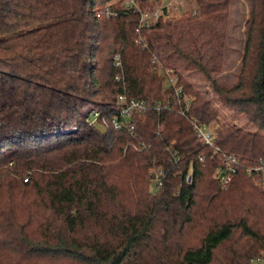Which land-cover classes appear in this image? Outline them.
Here are the masks:
<instances>
[{"label":"trees","instance_id":"obj_1","mask_svg":"<svg viewBox=\"0 0 264 264\" xmlns=\"http://www.w3.org/2000/svg\"><path fill=\"white\" fill-rule=\"evenodd\" d=\"M110 1L0 0V264H252L264 252V171L248 169L264 162V135L225 121L182 75L210 76L202 48L219 33L197 25L231 0H191L194 16L139 32L137 11L99 14ZM249 2L239 81L212 83L224 106L264 129V0ZM157 52L193 99L189 118L217 126L221 153L176 112ZM120 71L135 83L124 88ZM123 92L172 107L120 117L133 133L116 129ZM90 107L105 124L91 122ZM226 154L242 161L223 188L214 174ZM154 166L165 170L159 187Z\"/></svg>","mask_w":264,"mask_h":264},{"label":"rangeland","instance_id":"obj_2","mask_svg":"<svg viewBox=\"0 0 264 264\" xmlns=\"http://www.w3.org/2000/svg\"><path fill=\"white\" fill-rule=\"evenodd\" d=\"M168 2L172 3L170 13L171 16L166 20L168 22L174 23L176 21L190 18L192 15L194 16L198 13L195 8V3L191 0H140L142 8L144 7L143 9H145L144 11H152L162 8ZM115 3L120 5V0H115ZM104 6L105 5H101L97 7V9L100 8L98 10L99 13ZM249 19V0H231L227 11H224L221 15H219L216 22L205 21L204 23L198 24V31H205L206 28L210 26L217 30V34L219 33L217 40L213 41V43L205 44L202 48V53L205 58L204 62L211 70V73L209 76L204 70L192 68L183 71L182 75L185 76L187 81H189L197 91H199L205 98L210 100L215 107L218 108L225 121L233 126L243 128L244 130H250L264 135V129L258 128L248 119V117H246L244 113L234 111L224 106L220 102L212 83V81L215 80L218 84H223L228 87H232L238 83L239 74L242 68V57ZM181 45H183V49H187L185 44ZM162 54H160L161 64L159 66L166 65L164 63L165 58L163 59ZM159 66H154L153 69ZM134 83L135 82L131 80L130 85ZM98 109L99 108L97 107H90L86 109V111H90L91 113L92 111ZM103 112L102 115H104ZM159 126L158 133H160ZM172 141L175 140H171V142ZM132 146L136 149H141L137 143H133ZM215 177L216 172L214 174V178ZM3 197L6 200L8 194L3 193ZM252 264H264V259L255 260Z\"/></svg>","mask_w":264,"mask_h":264},{"label":"built area","instance_id":"obj_3","mask_svg":"<svg viewBox=\"0 0 264 264\" xmlns=\"http://www.w3.org/2000/svg\"><path fill=\"white\" fill-rule=\"evenodd\" d=\"M182 1V0H181ZM171 2L166 3L162 8L155 9L152 11H144L145 9L142 8L140 4V0H120V5H117L115 3V0L110 1L100 10V15L104 16H115L118 14V9H126V10H132L133 12L137 11L140 13V20L139 25L137 28V31H140V28L142 27H148L150 25H153L160 20L166 21L170 18L171 13ZM100 9V8H99ZM152 62L154 63V66H159L161 64L160 62V54L157 52L154 54V57L152 59ZM114 64L118 68H122V59L120 53L116 54L114 56ZM155 71L160 72L161 74H164L166 76V81L169 89H172L174 91V99L177 104L176 106V112L180 115L189 118V111L192 107V97L189 96L184 88V85L179 82V75L175 71L174 68L168 67V66H159L155 67ZM123 71H120L116 75L117 81H123V86L126 88L128 85L131 84V82H126L124 79ZM117 110H118V116L112 118L113 125L116 129H121L123 125L125 124L128 126V129L130 133H133L136 125L130 124L127 125L126 121L121 120L120 117L127 118L130 117L131 114L135 113L136 111L140 112H147L150 110H157L161 111L162 109H170L172 107L171 101H167V103H157L155 105L149 103L147 100L144 99H137L135 97H129L127 93H119L117 96ZM91 115V122L92 123H100V119H102L103 123L105 124V117L102 115V112L98 110H94L90 113ZM119 118V119H118ZM194 130L197 133L198 138L201 140V142L209 147H212L214 149V152L216 154L221 153V149L217 144V137H218V129L215 125H207L205 123H202L197 118H189ZM165 126L163 124H160L159 126V132L164 131ZM175 141H172L171 144H173ZM146 147V144L143 143L140 148ZM200 160L204 159V156L199 157ZM173 161L175 163H178L180 161L179 151L176 150L173 153ZM241 158L238 157L235 154H226L223 157V162L219 166V168L216 171V178L219 181L220 185L223 188H227L231 182L233 181V175L238 171V169L241 167ZM264 171V162L260 166H253L248 169L250 173H256L260 174L261 171ZM150 174L155 178V181L157 183V186L159 187L162 185V177L165 176V170L163 167H157L154 166L150 169ZM194 177V164L193 162L190 163L189 170L185 176L187 183L191 184L193 182ZM28 179L25 178L24 181H27ZM264 259V252L261 256L257 257L255 260H261ZM254 260V261H255Z\"/></svg>","mask_w":264,"mask_h":264}]
</instances>
